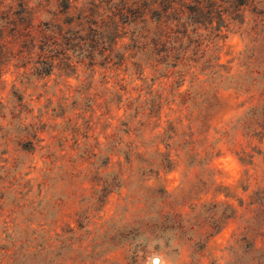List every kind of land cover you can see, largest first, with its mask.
Returning <instances> with one entry per match:
<instances>
[{
    "label": "rangeland",
    "instance_id": "obj_1",
    "mask_svg": "<svg viewBox=\"0 0 264 264\" xmlns=\"http://www.w3.org/2000/svg\"><path fill=\"white\" fill-rule=\"evenodd\" d=\"M199 2L0 0V264H264V0Z\"/></svg>",
    "mask_w": 264,
    "mask_h": 264
},
{
    "label": "trees",
    "instance_id": "obj_2",
    "mask_svg": "<svg viewBox=\"0 0 264 264\" xmlns=\"http://www.w3.org/2000/svg\"><path fill=\"white\" fill-rule=\"evenodd\" d=\"M196 1V3H197V5L198 6H200V2H199V0H195ZM191 13L193 14V15H200L201 14V8H199V7H197L196 9H194L193 11H191Z\"/></svg>",
    "mask_w": 264,
    "mask_h": 264
}]
</instances>
